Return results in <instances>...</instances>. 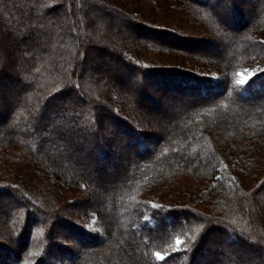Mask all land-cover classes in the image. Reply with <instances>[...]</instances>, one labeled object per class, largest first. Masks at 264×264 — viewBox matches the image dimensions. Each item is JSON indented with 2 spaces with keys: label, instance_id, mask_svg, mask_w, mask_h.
I'll return each instance as SVG.
<instances>
[{
  "label": "trees",
  "instance_id": "16d2710c",
  "mask_svg": "<svg viewBox=\"0 0 264 264\" xmlns=\"http://www.w3.org/2000/svg\"><path fill=\"white\" fill-rule=\"evenodd\" d=\"M261 4L0 0V264H264Z\"/></svg>",
  "mask_w": 264,
  "mask_h": 264
},
{
  "label": "rangeland",
  "instance_id": "374dc122",
  "mask_svg": "<svg viewBox=\"0 0 264 264\" xmlns=\"http://www.w3.org/2000/svg\"><path fill=\"white\" fill-rule=\"evenodd\" d=\"M243 7L246 9V10H248V8H249V5H248V2H246L244 5H243ZM261 7H263L264 8V0H262V4H261ZM166 14H164V12H163V10L159 13V22H161L162 24H164V23H172V25H173V27H180V28H183V29H185L186 28V25L185 24H183L182 23V21H181V15H182V13H181V11H180V9L178 8V7H174V6H172V7H170L169 9H167L166 8ZM182 10H184V8L182 9ZM186 10V9H185ZM187 11H189V9H187ZM115 28L117 29V30H119V31H122V29H121V26H120V24L119 23H115ZM0 30H3V26H2V28H0ZM124 31L126 30L127 32H128V36H130V37H138V38H140V37H143V38H145V39H147V40H153V38H148V37H146V36H143V35H141V34H139L138 32H136V31H134V30H132V29H123ZM187 32L188 33H190L189 35H188V37L189 38H191L192 36H194V37H202L201 35H202V33H194V32H192V30L191 29H187ZM187 33V34H188ZM186 34V33H185ZM214 37V36H213ZM262 37L264 38V35H262ZM98 38V37H97ZM209 38V37H208ZM188 39V38H187ZM209 39H211V38H209ZM106 39L102 36V37H99L98 39H97V41H99L100 43L101 42H103V41H105ZM189 40V39H188ZM169 42V41H168ZM188 42V41H187ZM188 44H190L189 46L191 47V45H192V47H198V46H200V43H197V42H193V44H191V43H188ZM210 52H213L212 50L211 51H209V53ZM102 55V57H103V59H105V61H106V59L108 58L109 59V57L107 56V54L105 53V52H102L101 53ZM99 57V56H98ZM194 61H196L197 63H200V64H204V63H202L201 61H199V60H195L194 59ZM15 64L16 63H14V64H11L10 65V67L12 68L13 66H15ZM190 66L188 65V64H186L185 66H183V68H189ZM213 68H209L208 70H203V68H201V70H202V72H203V74L205 75V76H209V77H211L213 80H217V79H219L220 78V69H219V67L218 66H216V65H213L212 66ZM84 68H86L87 69V76H88V80H94V79H97L98 78V76H101V75H97L96 73H95V70H94V63H89V61L87 62V63H85V65H84ZM260 68H264V65H261V64H259L258 62H255V63H250L246 68H244V69H242L241 71H239L238 72V81H243V83H240V84H245L248 80H250L251 78H253V76H254V74L258 71V69H260ZM110 74H106V75H102L103 76V79H102V81H107L108 79H107V77L109 76ZM127 83V85L128 86H130L131 87V84L132 83H129V82H126ZM122 87H124V86H122ZM149 87V86H148ZM149 88H151V87H149ZM13 100H15V98H14V96H11V97H6V100H5V102L7 101H9V102H13ZM166 109V108H165ZM171 111H172V109L170 110V109H166V116H170V114H171ZM152 116L154 117V118H161L162 117V115H159V114H157V113H155V112H152ZM5 122H8V120L6 119V121ZM187 190V189H186ZM185 194V195H187V193H186V191L185 190H181V191H174V192H171V195L173 196V199H179V198H181L180 196H182L183 194ZM167 194H169V193H167ZM164 197V196H163ZM10 201V200H9ZM11 202V201H10ZM13 202V201H12ZM6 204H8V203H6ZM10 204V203H9ZM8 206V205H7ZM14 206V205H13ZM9 207V206H8ZM2 220H4L3 219V217H0V224H1V221ZM94 223H95V221L94 220H91V221H89V223L87 224V228L88 229H94V230H97V228H96V226L94 225ZM64 235H66V234H64ZM179 246L180 245H177L176 244V248H179ZM175 248V249H176Z\"/></svg>",
  "mask_w": 264,
  "mask_h": 264
},
{
  "label": "snow or ice",
  "instance_id": "6c2138e0",
  "mask_svg": "<svg viewBox=\"0 0 264 264\" xmlns=\"http://www.w3.org/2000/svg\"><path fill=\"white\" fill-rule=\"evenodd\" d=\"M238 83H243V81H238ZM153 207H155V205H153ZM176 244L177 245H183L184 241L181 240L180 238H177ZM174 250L179 251V248H176ZM155 256H156L157 260H164L165 259V257L163 255H161L159 252L155 253Z\"/></svg>",
  "mask_w": 264,
  "mask_h": 264
}]
</instances>
